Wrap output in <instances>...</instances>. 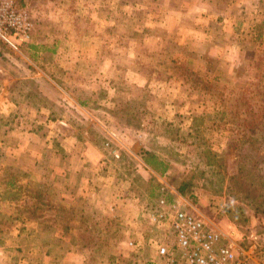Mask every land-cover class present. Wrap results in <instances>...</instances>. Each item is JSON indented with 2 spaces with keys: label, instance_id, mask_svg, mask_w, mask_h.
<instances>
[{
  "label": "crops",
  "instance_id": "obj_1",
  "mask_svg": "<svg viewBox=\"0 0 264 264\" xmlns=\"http://www.w3.org/2000/svg\"><path fill=\"white\" fill-rule=\"evenodd\" d=\"M18 2L34 30L0 44V264H154L153 240L171 241L147 209L167 187L139 192L120 162L163 181L140 147L165 173L204 145L228 150L240 135L206 113L240 97L264 0Z\"/></svg>",
  "mask_w": 264,
  "mask_h": 264
},
{
  "label": "rangeland",
  "instance_id": "obj_2",
  "mask_svg": "<svg viewBox=\"0 0 264 264\" xmlns=\"http://www.w3.org/2000/svg\"><path fill=\"white\" fill-rule=\"evenodd\" d=\"M15 4L20 5L19 7L25 9L30 15V11H28L26 6L21 5L18 0L15 1ZM0 44L4 43L0 41ZM244 49L251 58L255 56V59L253 64H250V68L247 61L244 63L246 72L250 75L244 78L245 83H239L241 88L239 98L245 100L244 90L251 92L247 95L246 100L255 105V117L258 118L257 122H260L262 128H264V44H260L257 50L246 44ZM253 50L255 54H253ZM8 51L10 50L8 49ZM4 54H7V51ZM11 65H13V62ZM11 65L9 68L13 70L14 68ZM212 85L216 95H219V92L225 89V85L222 83ZM239 98H236L234 103L229 106L237 103ZM227 108L230 112L235 111L230 107ZM220 110L209 111L206 116L210 119L214 118L216 112ZM247 120L250 123L254 122L252 114L247 113ZM123 127L125 126L123 125ZM261 138V133L253 134L245 143H247L246 146L248 147L252 146V144L258 145L261 143L262 151L261 149L260 151L262 156H259V158L262 161L261 166H264V140L261 141ZM96 143L100 142L97 141ZM138 143H140L139 140ZM202 143L205 144L206 142L202 141ZM111 145L112 147L114 146L112 142ZM104 147L109 150L106 145ZM218 147L219 149L221 148V143H219ZM121 149L126 150L125 147ZM201 149L200 156L197 153L192 158L178 157L180 162L185 165L184 168L172 170L165 174L163 181H158L153 176L147 178V173L141 171L138 162L133 159L128 158L124 163L120 162V164L128 179H132L135 182L143 181V190H138L139 192L147 193L154 197L160 186L164 184L167 188L162 195L167 196V194L173 193V187L177 188V186L188 182L186 193L182 196L189 202L193 210L207 218L215 227L221 230L236 229L245 234L251 230H258L261 236L264 237V168L257 165L255 168L254 166L249 168L247 165H242L243 163L237 157L240 151L239 144L230 143L227 146L228 150L225 151H214L209 149L207 145H204ZM145 152L147 150L144 148L140 147L138 149V153L142 154V156ZM133 168L134 170H132ZM136 169H139V171H136ZM24 210L27 211L28 208H24Z\"/></svg>",
  "mask_w": 264,
  "mask_h": 264
},
{
  "label": "built area",
  "instance_id": "obj_3",
  "mask_svg": "<svg viewBox=\"0 0 264 264\" xmlns=\"http://www.w3.org/2000/svg\"><path fill=\"white\" fill-rule=\"evenodd\" d=\"M16 0H0V40L13 50L30 40L34 23ZM147 221L166 225L170 244L153 240L160 260L154 264H264V237L251 230H221L190 207L180 193L159 196Z\"/></svg>",
  "mask_w": 264,
  "mask_h": 264
},
{
  "label": "trees",
  "instance_id": "obj_4",
  "mask_svg": "<svg viewBox=\"0 0 264 264\" xmlns=\"http://www.w3.org/2000/svg\"><path fill=\"white\" fill-rule=\"evenodd\" d=\"M244 89V88H243ZM251 92H246L244 90L243 95L247 98V95ZM244 99H238L237 103H235L233 106H226L223 110H220L219 112H216V115L214 118H211L213 122V127L216 129H225L228 128L230 132L237 133L240 136L235 139L233 137V141L229 142L232 144H239V153L237 154V157L240 162L243 163L242 165H247L249 168L260 166L264 168V166H261L262 161L259 158V156H262V146L260 144L255 145L252 144V146H246L249 137H252L253 134L261 133V141L264 140V128L260 130L256 125L257 118L255 117L254 113V107L255 105L251 102H248ZM256 99V98H255ZM254 99V100H255ZM227 107H230L234 109L235 111L230 112ZM247 113L252 114L254 122L250 123L247 120ZM226 119V121H225ZM250 123V124H249ZM243 134V135H242ZM243 136V137H242ZM241 137V138H240ZM259 143V142H258ZM261 149V151H260ZM264 153V152H263ZM258 156V158H257ZM143 159L149 165L152 169L155 171L160 172L161 175H165L168 173H165L167 170L166 163L159 159L156 155H154L151 152H145L143 155ZM257 165V166H256ZM188 186V182L183 183L182 185L177 186L175 188L181 195H184L186 193V188ZM162 186H160L161 188ZM163 194V193H162ZM161 194V195H162ZM164 196V195H162ZM167 199H171L170 196H166Z\"/></svg>",
  "mask_w": 264,
  "mask_h": 264
}]
</instances>
